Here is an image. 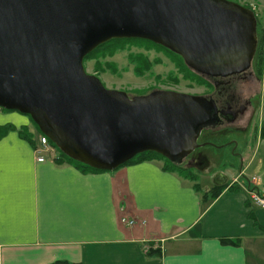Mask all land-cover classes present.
I'll list each match as a JSON object with an SVG mask.
<instances>
[{
	"label": "water",
	"instance_id": "water-1",
	"mask_svg": "<svg viewBox=\"0 0 264 264\" xmlns=\"http://www.w3.org/2000/svg\"><path fill=\"white\" fill-rule=\"evenodd\" d=\"M122 39L149 41L202 77L224 78L251 67L256 19L226 0H0V108L28 116L61 153L94 170L147 152L179 165L204 146L200 131L218 112L204 97H129L87 74L85 57Z\"/></svg>",
	"mask_w": 264,
	"mask_h": 264
},
{
	"label": "crops",
	"instance_id": "crops-1",
	"mask_svg": "<svg viewBox=\"0 0 264 264\" xmlns=\"http://www.w3.org/2000/svg\"><path fill=\"white\" fill-rule=\"evenodd\" d=\"M5 126L12 129L0 136V264H264V209L250 202L246 186H224L206 202L160 161L97 173L40 163L36 136L32 144L19 135L32 132L30 119L1 111ZM247 166L230 177L218 172L219 182L212 174L205 187L198 181L208 171L201 170L200 191L247 179Z\"/></svg>",
	"mask_w": 264,
	"mask_h": 264
},
{
	"label": "rangeland",
	"instance_id": "rangeland-1",
	"mask_svg": "<svg viewBox=\"0 0 264 264\" xmlns=\"http://www.w3.org/2000/svg\"><path fill=\"white\" fill-rule=\"evenodd\" d=\"M226 1L252 10L255 15L257 48L253 61L258 67L260 76V84H258L259 105L255 108L252 118L250 117L251 122L247 128H244L240 133H228L222 139H211L213 144L202 148L211 164L210 168L205 165L200 170L180 168L192 177H197V174L203 169L207 170L208 175L202 176L205 179L198 181L201 186L205 187L206 184L209 186L213 184L209 177L212 174L228 170L230 177L232 173L237 174L240 169L247 166L249 158L252 157L247 166L249 168L246 177L248 180L252 179L253 184H258L259 187L262 185L264 188V140L260 144L258 143V146L255 145L257 137L260 136V125L264 120V63L259 61V51L263 50L264 54V0ZM83 65L87 74L96 76L105 88L125 92L130 96L145 95L155 90L173 91L199 97L208 93L204 88L207 86L205 77L187 68L179 56L145 43H126L119 49L84 60ZM30 124L33 129L32 132L28 129L26 131L31 139L36 136L38 140L39 134L36 126L31 121ZM222 140L234 142L235 146L232 148V143L223 145ZM53 155L57 156L58 152L54 150ZM245 155L249 156L248 159L241 162L240 156L245 157ZM51 159L56 161L59 159V155ZM219 181L221 180H217V182ZM238 182L239 185L236 183L228 186L230 181L226 180L222 186L228 188L246 186L248 189L250 188L247 186L249 183L244 179L240 178Z\"/></svg>",
	"mask_w": 264,
	"mask_h": 264
},
{
	"label": "flooded vegetation",
	"instance_id": "flooded-vegetation-1",
	"mask_svg": "<svg viewBox=\"0 0 264 264\" xmlns=\"http://www.w3.org/2000/svg\"><path fill=\"white\" fill-rule=\"evenodd\" d=\"M253 60L251 67L244 73L224 78L205 77L207 86L204 88L208 93H204L202 97L215 106L218 112V120L201 129L197 139L198 145H212L211 139H222L232 132L240 133L250 125L255 108L260 101L258 90L260 76L258 67ZM129 97L131 96L129 95ZM231 118L234 120L229 122L228 120ZM223 142V145L232 143V148L235 146L234 142ZM203 147L200 146L185 156L179 166L187 170H200L204 165L210 168L211 164L207 155L202 151ZM223 179L224 176L221 173L214 176V181Z\"/></svg>",
	"mask_w": 264,
	"mask_h": 264
},
{
	"label": "trees",
	"instance_id": "trees-1",
	"mask_svg": "<svg viewBox=\"0 0 264 264\" xmlns=\"http://www.w3.org/2000/svg\"><path fill=\"white\" fill-rule=\"evenodd\" d=\"M126 43H130V44H142V43H145L146 45H149L151 47H156V48L162 49V50H164L166 52H169L168 50L162 48L161 46L153 44V43H151L149 41H145V40H139V39L111 40V41H109V42H107L105 44H102L99 47H97L94 51H92L89 55H87L84 60L89 59L90 57H93L95 55H100L102 53H108V52H111V51H113L115 49H119L120 47L124 46V44H126ZM259 61H260V63L261 62L264 63L263 50L259 51ZM33 125L36 126L34 123H33ZM10 129H12L11 126L0 127V136L4 135ZM36 129H37L38 133H40V131L37 128V126H36ZM259 134H260L259 137L262 140H264V120L262 121V123L260 125ZM19 135H20L21 138L26 139V140H28L29 142H31L33 144V141L31 139V137L28 135V132L26 131V128H22L19 131ZM49 143L58 152L59 159L54 161L56 164H58V165H63V164L64 165H71V166L76 167L78 170H80L82 172H92V173L104 172V171H98V170L91 169L88 166H85L83 164H80L78 162L73 161L72 159L66 157L63 153H61L55 147V145H53L50 141H49ZM150 161L163 162L164 170L169 171V172H173V173H177L178 175H180L184 179H187L188 181L193 182L194 183L193 184L194 189L197 192H200L201 199L206 201V202L213 201L214 199H216L218 197V195L222 192L223 188H224V186H217L216 185L213 188H211L207 193L201 192L199 184L197 183V179H198L197 177H195V176L192 177V175H189L188 173H184V171L180 168V166L178 164L170 163L168 160H166L161 155L156 154V153H152V152H147V153H143V154L137 155L136 157H134L130 161L126 162L124 165L120 166L119 168H122V167L127 166V165H131V164H137V163H141V162H150ZM230 189H235V188H230ZM222 242L224 244H227V245H238L239 244L238 241H228L227 240V241H222ZM147 253L150 254V255L159 254L158 251H156V250L155 251H151L150 249L148 250Z\"/></svg>",
	"mask_w": 264,
	"mask_h": 264
},
{
	"label": "built area",
	"instance_id": "built-area-1",
	"mask_svg": "<svg viewBox=\"0 0 264 264\" xmlns=\"http://www.w3.org/2000/svg\"><path fill=\"white\" fill-rule=\"evenodd\" d=\"M53 149L48 144V141L45 137L39 138V145L35 149L34 153L36 155V160L38 162H44L46 160V156H53ZM252 202L264 209V195L259 193H252L250 195ZM132 222H130L131 224Z\"/></svg>",
	"mask_w": 264,
	"mask_h": 264
}]
</instances>
